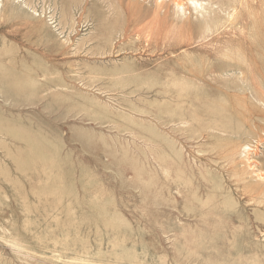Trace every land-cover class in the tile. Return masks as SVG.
I'll list each match as a JSON object with an SVG mask.
<instances>
[{
    "label": "rangeland",
    "instance_id": "374dc122",
    "mask_svg": "<svg viewBox=\"0 0 264 264\" xmlns=\"http://www.w3.org/2000/svg\"><path fill=\"white\" fill-rule=\"evenodd\" d=\"M0 264H264V0H0Z\"/></svg>",
    "mask_w": 264,
    "mask_h": 264
},
{
    "label": "bare ground",
    "instance_id": "6f19581e",
    "mask_svg": "<svg viewBox=\"0 0 264 264\" xmlns=\"http://www.w3.org/2000/svg\"><path fill=\"white\" fill-rule=\"evenodd\" d=\"M175 1V0H174ZM189 1H191V0H189ZM176 3H177V0H176ZM178 3H179V1H178ZM192 3H193V1H192ZM246 9H247V7H246ZM238 10V9H237ZM249 64V63H248ZM248 66V65H247ZM211 120V119H210ZM223 129H224V127H223ZM225 130V129H224ZM218 131V130H217ZM220 133H221V131H220ZM252 168H254V167H252ZM263 176V175H262ZM258 177V176H257ZM260 178V177H259Z\"/></svg>",
    "mask_w": 264,
    "mask_h": 264
}]
</instances>
